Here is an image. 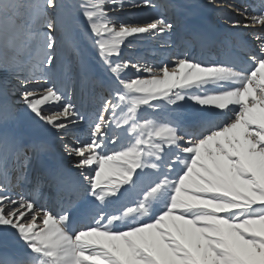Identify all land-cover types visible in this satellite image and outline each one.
I'll list each match as a JSON object with an SVG mask.
<instances>
[{
    "label": "snow or ice",
    "instance_id": "snow-or-ice-1",
    "mask_svg": "<svg viewBox=\"0 0 264 264\" xmlns=\"http://www.w3.org/2000/svg\"><path fill=\"white\" fill-rule=\"evenodd\" d=\"M221 6L198 39L222 59L153 62L123 49L168 46L173 0H0V264H264V0ZM78 81L101 90L86 142Z\"/></svg>",
    "mask_w": 264,
    "mask_h": 264
},
{
    "label": "rangeland",
    "instance_id": "rangeland-1",
    "mask_svg": "<svg viewBox=\"0 0 264 264\" xmlns=\"http://www.w3.org/2000/svg\"><path fill=\"white\" fill-rule=\"evenodd\" d=\"M127 3H128V0H125L126 5H127ZM131 9H133V8L126 6L122 11H119L116 13H111V15L115 16L117 19L134 21V20H136L135 16L137 17L138 12H139L138 13L139 16L141 17L142 13H144L146 11L144 9H142V11L137 10V9L135 11H132ZM198 10H201V9H198ZM198 10H196L195 12H199ZM229 10H231V9H227L226 12L230 13L231 11H229ZM219 13L220 12H218L217 14H219ZM212 15H214V13ZM216 16L218 17L219 15H216ZM198 17H200V16H198ZM210 18H212V16ZM215 25H217V24H215ZM219 25H224L223 19H222V22L220 24H218V26ZM215 28H217V27H215ZM217 29H219V28H217ZM231 29L233 32H235V29H233V28H231ZM243 31H247V30H243ZM162 39L163 38H160V37H155V38L150 37V38L144 39L142 41H137L132 47H127V48L123 49V57L126 60H135L137 58L144 57L145 59L151 60L153 62H157V61L159 62L162 59H167L170 56H173L177 49L175 50V52H172V54H171V49H170L171 48V42L174 41V40H172V36L167 39V45L168 46H162V44L164 43V39L163 40ZM87 46H88V49L90 50L91 57L95 58L94 60L97 62L95 51L89 45H87ZM158 52L161 54L160 60H159L160 54ZM195 58L198 60L200 58V56L196 55ZM132 73L135 74V72H133V71H132ZM82 82L80 81V87H82ZM77 84H76V87L78 89L79 88V81L77 82ZM79 90H80V88H79ZM74 101H75V99H74ZM76 103H77V101H76ZM18 107L20 108V121H21V123H23L24 117L26 120H27V117L24 114L23 106L18 105ZM96 107H97V104H96ZM94 115H96V110L94 111ZM70 137H67V138L71 139V141H73L74 137H72V136H70ZM85 141H87V140H85ZM59 146L61 147L62 145L60 144ZM19 191H20V189H19ZM0 244H2V243H0Z\"/></svg>",
    "mask_w": 264,
    "mask_h": 264
},
{
    "label": "bare ground",
    "instance_id": "bare-ground-1",
    "mask_svg": "<svg viewBox=\"0 0 264 264\" xmlns=\"http://www.w3.org/2000/svg\"><path fill=\"white\" fill-rule=\"evenodd\" d=\"M256 1V0H255ZM180 4H183V6H182V8H186V7H191V6H193V10H191V14H192V19L193 20H206V19H211L210 17L212 16V14H213V12H221V10H219V9H223V11H225L226 12V10L228 9V8H226V7H223V6H221V7H217V9L215 10V11H212L210 8H207V7H204V5L206 4V0H181V2H180ZM197 4H199L200 5V7H201V10H198L199 12H195L196 11V9H194V7H196V5ZM132 11H135L136 9H131ZM137 10H140V11H142V9H137ZM139 13V12H138ZM137 13V17L135 16V18L136 19H138V18H140V16H139V14ZM199 13V14H198ZM198 16H200V17H198ZM168 18H170V16H168ZM171 20V19H170ZM216 22H222V19H221V16H220V19L219 20H217ZM214 26H216V27H218L219 29H222V28H224V27H226L225 25H215L214 24ZM214 26H212L213 28H215ZM227 27H230V26H227ZM219 29H217L216 28V30H219ZM234 29V28H233ZM231 31H232V29H231ZM235 31H236V29H235ZM163 40V39H162ZM175 43H174V41H172L171 42V53L172 52H175ZM85 48H86V51H85V60L86 61H88L92 66H93V69H94V72H95V74H96V76H98V77H100L101 75H102V72H101V69H100V67H99V65H98V62H96L94 59L95 58H92L91 57V55H90V52L88 51V46L87 45H85ZM176 52L178 53V50H176ZM180 52V51H179ZM205 52H206V50H205ZM90 55V56H89ZM172 57H174V56H172ZM218 59V58H217ZM216 59V60H217ZM220 59H222V58H220ZM209 62H211V59L209 58V57H207V58H205V63H209ZM79 84H80V82H79ZM78 85V84H77ZM80 88V87H79ZM79 94H80V92H79ZM77 98H78V96H77ZM85 100L87 101V103L92 107V109H93V111H92V114H93V118H95V115H94V111L96 110V104H97V102H96V99H94V98H92V100L89 102L88 101V96L87 97H85ZM19 106H22V105H19ZM24 121H23V123L26 121V119H25V117H24V119H23ZM85 124H87V123H84V124H82V126H79V127H74V130L75 131H77V132H80L81 131V133H84L85 131H86V126H85ZM41 139H44V140H46L48 143H49V146H50V152H49V155L50 156H52V157H55V152H56V149H55V147H53V145H52V142L53 143H56V144H61L62 145V142L60 141V140H58L56 137H55V134H52V135H44V136H41L40 137ZM71 138V137H70ZM66 139H68V138H66ZM73 139V138H72ZM68 140H70L71 141V139H68ZM80 140H82V141H85V140H87V138L86 137H84L83 139H80ZM75 140H73V142H74ZM86 142V141H85ZM114 147V146H113ZM61 149H60V151L61 152H64L63 151V148H62V146L60 147ZM71 157V156H70ZM72 158H74V157H71V161H72ZM70 170H72V171H75L74 169H70ZM17 192H19V189L17 190Z\"/></svg>",
    "mask_w": 264,
    "mask_h": 264
}]
</instances>
